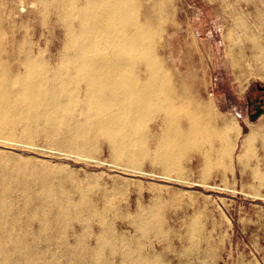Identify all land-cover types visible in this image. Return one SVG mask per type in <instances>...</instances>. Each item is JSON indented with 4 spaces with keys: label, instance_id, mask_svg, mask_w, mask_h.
Segmentation results:
<instances>
[{
    "label": "bare ground",
    "instance_id": "obj_1",
    "mask_svg": "<svg viewBox=\"0 0 264 264\" xmlns=\"http://www.w3.org/2000/svg\"><path fill=\"white\" fill-rule=\"evenodd\" d=\"M26 6L29 11L20 15ZM34 6L43 19L39 27L61 35L56 56H45L43 34L35 38L33 23L19 33L24 20L33 21ZM3 7L0 35L8 39L3 47L0 37V140L41 138L85 155L95 153L103 140L123 170L133 172L148 158L165 177L181 174L193 155L204 170L231 167L240 126L219 121L158 54L171 11L168 0L151 6L148 0H6ZM250 13L232 11L230 33L239 30L252 42L264 68V46L247 21ZM226 55L232 58L230 50ZM258 139L264 144V117L244 135V151ZM25 159L0 152V264H109L102 255L115 244L110 224L99 226L93 244L82 238L86 224L103 222L106 213L101 215L85 194L72 200L46 187L38 191L12 183L36 171L19 165ZM118 192L105 189L102 200L114 201ZM155 206L138 214L143 230L156 227L150 223L158 219ZM124 255L130 264H160L132 251Z\"/></svg>",
    "mask_w": 264,
    "mask_h": 264
},
{
    "label": "rangeland",
    "instance_id": "obj_2",
    "mask_svg": "<svg viewBox=\"0 0 264 264\" xmlns=\"http://www.w3.org/2000/svg\"><path fill=\"white\" fill-rule=\"evenodd\" d=\"M4 2L0 0L1 18ZM154 2L148 0L150 6ZM168 5L171 11L158 54L171 71L176 70L177 78L184 77L219 121L240 126L231 167L204 170L201 159L193 155L181 174L171 172L165 177L162 170L150 166L148 158L130 172L123 170V164L114 163L103 140L95 153L85 155L41 138L27 141L14 137L0 140V152L27 158L19 165L36 169L27 177L13 178L12 183L24 182L38 191L46 187L55 194L66 193L72 200L85 194L101 215L106 213L103 222L90 220L86 224L82 238L93 244L99 226L110 224L114 233L109 237L115 244L102 255L109 264H130L126 251L152 257L160 264H264V182L259 178L264 176V144L258 139L247 152L242 147L244 135L264 117L251 120L245 99L253 85H264V68L252 42L239 30L230 33L229 21L234 10L251 12L253 17L247 16V21L252 20L255 38L264 46V0H168ZM34 8L33 21L24 20L19 33L30 30L33 23L35 38L43 34L40 48L45 56H56L61 35L57 29H41L42 15ZM27 11L28 6L20 15ZM2 29L5 31L4 26ZM0 37L4 47L8 38ZM229 50L232 58L226 55ZM105 189L120 194L107 202L102 200ZM154 205L159 220H147L156 227L143 230L137 216ZM73 225L79 228L81 223ZM66 233L72 236L70 228Z\"/></svg>",
    "mask_w": 264,
    "mask_h": 264
},
{
    "label": "flooded vegetation",
    "instance_id": "obj_3",
    "mask_svg": "<svg viewBox=\"0 0 264 264\" xmlns=\"http://www.w3.org/2000/svg\"><path fill=\"white\" fill-rule=\"evenodd\" d=\"M248 117L257 119L264 114V85H253L246 95Z\"/></svg>",
    "mask_w": 264,
    "mask_h": 264
},
{
    "label": "water",
    "instance_id": "obj_4",
    "mask_svg": "<svg viewBox=\"0 0 264 264\" xmlns=\"http://www.w3.org/2000/svg\"><path fill=\"white\" fill-rule=\"evenodd\" d=\"M252 120H254V118L252 117Z\"/></svg>",
    "mask_w": 264,
    "mask_h": 264
}]
</instances>
